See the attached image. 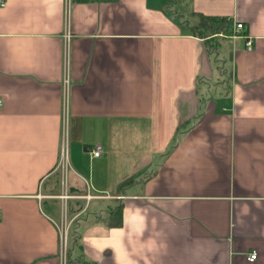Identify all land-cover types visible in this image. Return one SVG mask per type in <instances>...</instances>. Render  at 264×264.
Segmentation results:
<instances>
[{
  "label": "crops",
  "instance_id": "0c3cea01",
  "mask_svg": "<svg viewBox=\"0 0 264 264\" xmlns=\"http://www.w3.org/2000/svg\"><path fill=\"white\" fill-rule=\"evenodd\" d=\"M4 1L0 264H264V0Z\"/></svg>",
  "mask_w": 264,
  "mask_h": 264
},
{
  "label": "built area",
  "instance_id": "2783aa9c",
  "mask_svg": "<svg viewBox=\"0 0 264 264\" xmlns=\"http://www.w3.org/2000/svg\"><path fill=\"white\" fill-rule=\"evenodd\" d=\"M6 6V2L4 0H0V7L3 8ZM244 28L242 23H237V24H232V34L230 35L231 39L237 40L239 38H243L245 40V47L247 50L251 51L254 47V40L250 36H242L240 34V30ZM64 87H65V95H68V87L70 85V73H69V68L68 65L65 66V73H64ZM4 106V101L2 97L0 96V108ZM92 155L96 158L101 157L103 153V147L100 145H97L92 149L91 151ZM63 197H68L66 195H63ZM259 257V253L257 251H253L252 253L249 254L248 256V261L250 263H255Z\"/></svg>",
  "mask_w": 264,
  "mask_h": 264
},
{
  "label": "trees",
  "instance_id": "16d2710c",
  "mask_svg": "<svg viewBox=\"0 0 264 264\" xmlns=\"http://www.w3.org/2000/svg\"><path fill=\"white\" fill-rule=\"evenodd\" d=\"M198 16L200 23L197 25V29L200 30L201 35L207 30L221 36H230L232 34L233 21L231 19L227 17H209L202 14Z\"/></svg>",
  "mask_w": 264,
  "mask_h": 264
},
{
  "label": "rangeland",
  "instance_id": "374dc122",
  "mask_svg": "<svg viewBox=\"0 0 264 264\" xmlns=\"http://www.w3.org/2000/svg\"><path fill=\"white\" fill-rule=\"evenodd\" d=\"M200 23V19L198 18V23ZM222 41H225L226 42H232L231 40L229 39H221ZM220 57V56H219ZM227 64H229V59L225 58ZM221 63V62H220ZM221 66H223V63H221ZM227 67V66H226ZM228 69V67H227ZM66 217H67V214H66V210L64 212V218H63V223H61V230H62V241H61V258H62V262L63 264H66V260H67V257H68V228H69V224L68 222H66Z\"/></svg>",
  "mask_w": 264,
  "mask_h": 264
}]
</instances>
